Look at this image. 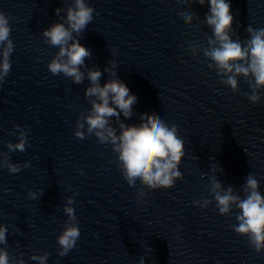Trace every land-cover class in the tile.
<instances>
[{
	"label": "clouds",
	"instance_id": "clouds-1",
	"mask_svg": "<svg viewBox=\"0 0 264 264\" xmlns=\"http://www.w3.org/2000/svg\"><path fill=\"white\" fill-rule=\"evenodd\" d=\"M189 4L198 3L201 6L205 0H177ZM210 11L205 16V23L212 29L213 35L207 39V47L191 42L190 51L193 55L202 52L204 57L211 61L208 64L214 69L220 82L231 88L233 92L239 91V77L247 82L250 93L247 98L252 103H258L261 99L260 91L264 90V28L253 29L248 26L246 31L250 39L243 43L239 39L233 40L232 24L233 15L231 5L226 0H208ZM66 11V16L59 22L53 23L42 31L44 42L58 51L49 61L47 67L53 75L63 74L73 83L81 84L87 76L89 86L85 89V98L91 107L87 114L81 112L76 121L74 135L78 139H86L88 135H94L99 143L111 144L112 150L117 154L118 167L121 174L130 187L137 183L149 190L170 189L175 186V181L182 180L183 174L179 171L182 159L185 157V141L179 135L176 125H169L156 113H142L139 124L126 125L120 119L121 113L127 118L133 114V106L137 97L130 93L127 85L117 77L115 68L117 62L110 60V66L104 68L109 79L103 86L100 83L102 72L97 68L87 67L85 60L92 56L91 50L84 47L79 39L87 26L93 20L94 9L86 3V0H72L66 10L55 9V14L60 17ZM186 24H191L193 19H199L195 13H178ZM11 37L9 17L0 12V82H3L12 68L10 60L14 51V43ZM116 50L112 49V55ZM82 69H84L82 71ZM119 128L113 127L111 118ZM18 142H8V153L24 152L28 146V135L25 128L15 125ZM8 153H0V168H7L10 173L21 171L19 163H11ZM30 161H25L24 168L30 167ZM81 174L83 170L81 169ZM216 172L217 169H212ZM218 171L223 170L218 167ZM210 195L214 198L218 212L222 216H228L237 209V224L232 225L233 231L239 236H245L250 246L257 252L264 251V195L259 191V182L251 174L246 177L240 193L229 186L225 189L219 179L214 176L210 181ZM43 195V191H29L30 199H37ZM141 200L145 196L143 190L138 192ZM74 197H68L63 207L67 216L63 231L57 236L59 246L58 256H66L76 246L80 237L75 209ZM201 207L207 208L212 200L204 198L194 201ZM6 225L0 224V245H6ZM48 253L42 255L33 254L30 259L38 264H47ZM23 256V253L20 254ZM0 264H25L22 258L10 257L6 248L0 247ZM140 264H144L141 259Z\"/></svg>",
	"mask_w": 264,
	"mask_h": 264
}]
</instances>
